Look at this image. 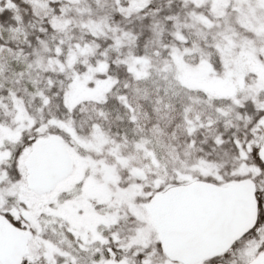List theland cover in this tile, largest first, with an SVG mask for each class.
Returning a JSON list of instances; mask_svg holds the SVG:
<instances>
[{
	"label": "snow or ice",
	"instance_id": "1",
	"mask_svg": "<svg viewBox=\"0 0 264 264\" xmlns=\"http://www.w3.org/2000/svg\"><path fill=\"white\" fill-rule=\"evenodd\" d=\"M0 264H264V0H0Z\"/></svg>",
	"mask_w": 264,
	"mask_h": 264
}]
</instances>
